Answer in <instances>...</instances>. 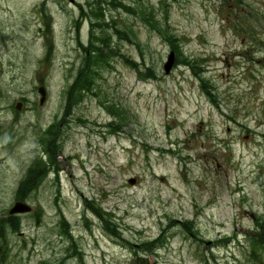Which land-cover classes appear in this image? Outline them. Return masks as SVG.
<instances>
[{
	"label": "rangeland",
	"instance_id": "obj_1",
	"mask_svg": "<svg viewBox=\"0 0 264 264\" xmlns=\"http://www.w3.org/2000/svg\"><path fill=\"white\" fill-rule=\"evenodd\" d=\"M98 24L114 56L67 108ZM52 127L56 167L0 264H264V0H0V220Z\"/></svg>",
	"mask_w": 264,
	"mask_h": 264
},
{
	"label": "trees",
	"instance_id": "obj_2",
	"mask_svg": "<svg viewBox=\"0 0 264 264\" xmlns=\"http://www.w3.org/2000/svg\"><path fill=\"white\" fill-rule=\"evenodd\" d=\"M103 12V9H100ZM124 10L132 14V16L138 17L145 25H147L151 30H157L161 35H163L168 43L171 45L172 49L179 54V56L182 55L181 52V45H180V39L172 34L171 29H169L168 23H163L158 20L157 15L152 11L151 13H146L145 10H141L140 13H133V10L129 8H125ZM104 14V13H103ZM134 14V15H133ZM106 18L104 15L102 16V20ZM165 19L168 20L166 17ZM100 21V19H97ZM158 22H157V21ZM98 28H101V25H97ZM94 25H92V29L90 32V43L93 44V40L95 39V42L99 43V46L92 47L91 49H88L86 51H89L88 57H87V65L86 68L82 71L80 70L79 76L77 77V80L74 84L73 90L76 91L75 93L78 95L75 99H73V95L70 96L69 102L77 103L78 100L82 99L81 93L83 92H92L93 91V85H95V75H97V72L93 73L92 76V70H94L95 65H99L101 62L106 63L107 55L105 54V50L110 48L109 40L111 38V34H109L105 27L103 26L100 29L99 34H96L94 30ZM95 36V37H94ZM129 41H131L128 37L126 38ZM183 64L187 67H191L192 70H194L195 65H193V62L190 60H182ZM95 71V70H94ZM149 71V70H148ZM142 74V73H140ZM155 78L154 75L150 76ZM209 95V92H208ZM72 103H70L68 106H70ZM110 111L112 110V107H108ZM114 114V112H111ZM54 126V125H53ZM111 127L113 128V131H121V125L114 126L111 124ZM54 128L48 129V131L45 133V141H42L44 152L48 156V162H44L42 159H39L35 165L30 168L25 176V178L21 181L19 185V189L17 191V199L19 200H26L30 197V194L37 190L38 187L41 185L43 180L46 178L45 176L48 174V172L51 169H54L56 167V157L57 153L59 152V145L56 143V139L54 138ZM46 143V146H45ZM57 144V145H56ZM96 214L99 215L102 219L104 217L106 218L105 213H102L101 209L95 210ZM260 219V218H259ZM5 220V218H4ZM261 221H257V229L258 233L256 236H252V246L254 249V254L258 257V250L264 248V222L263 219H260ZM6 221V222H5ZM3 221L0 220V263L3 260V257H7L8 255V247H7V237H8V231L9 229L12 230V232H18L20 230V218L19 217H7V219ZM105 226L107 230H111L109 226V221H105ZM112 231V230H111ZM6 237V241L2 243V239ZM139 261V260H138ZM144 263L147 261L142 260Z\"/></svg>",
	"mask_w": 264,
	"mask_h": 264
},
{
	"label": "water",
	"instance_id": "obj_3",
	"mask_svg": "<svg viewBox=\"0 0 264 264\" xmlns=\"http://www.w3.org/2000/svg\"><path fill=\"white\" fill-rule=\"evenodd\" d=\"M174 62V54L172 53V55L170 56V59L168 61V63L165 65V68H166V72L168 73L170 68L172 67V64ZM39 93L41 94L42 98H41V104L44 103L45 99H46V91L43 87H41L39 89ZM21 108V105L19 104L17 106V109L20 110ZM31 211V208L22 203V202H18L14 205V207L11 209L10 213L11 214H16V213H28Z\"/></svg>",
	"mask_w": 264,
	"mask_h": 264
},
{
	"label": "bare ground",
	"instance_id": "obj_4",
	"mask_svg": "<svg viewBox=\"0 0 264 264\" xmlns=\"http://www.w3.org/2000/svg\"><path fill=\"white\" fill-rule=\"evenodd\" d=\"M107 218V215H106ZM6 241V237L2 239V243H4Z\"/></svg>",
	"mask_w": 264,
	"mask_h": 264
}]
</instances>
